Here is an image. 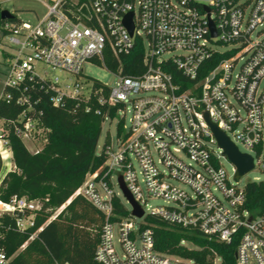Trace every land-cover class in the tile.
<instances>
[{"label":"built area","instance_id":"built-area-1","mask_svg":"<svg viewBox=\"0 0 264 264\" xmlns=\"http://www.w3.org/2000/svg\"><path fill=\"white\" fill-rule=\"evenodd\" d=\"M47 1L41 19L7 22V33H1L5 87L21 91L15 96L7 90L3 98L28 102L16 118L0 116L3 167L16 168L11 135L24 142L39 129L47 130L30 115L34 105L25 95L27 81H42L55 106L66 98H90L92 83L83 65L94 62L118 79L113 86L104 83L108 95L97 100L123 112L122 127L116 146L109 136L98 153L103 165L87 173L51 218L77 195L102 213L93 264H198L157 250L148 217L219 242H235L236 264H264V212L253 214L246 206L247 183L264 179L253 177L240 185L253 170L264 173V0ZM129 14L132 34L125 24ZM137 44L143 50L141 70L125 74L121 59ZM108 55L117 59V68L109 66ZM49 69L65 73L70 82L51 76ZM206 112L241 152L253 157V169L238 181L236 166L230 162V172L221 161L227 156ZM120 177L142 217L132 214ZM156 199L162 202L152 205ZM41 205L14 196L9 202L0 200V211L14 215L17 229L25 231L34 225ZM8 261L0 251V264Z\"/></svg>","mask_w":264,"mask_h":264},{"label":"trees","instance_id":"trees-1","mask_svg":"<svg viewBox=\"0 0 264 264\" xmlns=\"http://www.w3.org/2000/svg\"><path fill=\"white\" fill-rule=\"evenodd\" d=\"M1 10L0 33L6 34L7 22L18 24L21 20L15 15L11 20H3ZM142 55L143 50L137 44L130 55L122 57L123 72L138 73ZM107 60L113 69L119 65L110 55ZM87 79L92 83L90 98H66L59 106L52 104L51 90L46 91L42 81L34 79L26 83L25 95L34 105L30 115L36 116L47 129V142L39 152L33 153L20 138L9 137L16 168L4 176L0 200L9 202L14 196L26 197L39 200L42 205L34 225L25 231L17 229L14 215H0V251L9 259L7 264H93L102 229V213L77 195L57 217L51 218L82 185L87 173L103 165L104 157L96 152L103 123L108 116L112 119L117 114V107L98 103L100 94L108 95L107 86L92 77L87 76ZM7 90L15 96L21 94L6 87L3 92ZM27 105L28 102L17 104L14 99L7 102L1 95L0 116L16 118ZM108 138L107 133L105 141ZM246 206L253 214L264 212V180L247 183ZM117 208L125 213L123 207ZM147 221L154 228L155 247L160 252L193 258L198 264H215L216 259L220 264H236L235 242L227 244L209 239L158 217H148Z\"/></svg>","mask_w":264,"mask_h":264},{"label":"rangeland","instance_id":"rangeland-1","mask_svg":"<svg viewBox=\"0 0 264 264\" xmlns=\"http://www.w3.org/2000/svg\"><path fill=\"white\" fill-rule=\"evenodd\" d=\"M46 3H48L47 0H0V8L2 10L5 9L10 11L20 20L34 23L36 20L41 19L46 14L47 12ZM2 37L3 36L0 33V42L5 41V39H2ZM83 69L85 75L97 79L109 86H113L118 80L117 77L114 74H112L109 70L94 62L87 61L86 63H84ZM49 71L51 76L53 77L57 76L61 81L70 82L69 79L67 78L68 76L65 73H60L59 71H51L50 69ZM39 72H42L41 68H39ZM5 73H6V68L3 63V57L0 54V97L5 87V80H6ZM70 78H72V80L74 79L73 77ZM125 112H126L125 123L128 124L130 118L129 104H127V108ZM122 117H123V112H118L114 118L111 119L107 117L105 119L103 123L102 133L96 149L97 153L101 152L107 133L111 138L112 145L114 147L116 146L117 134L122 127L121 126ZM47 133H48L47 130L39 129V131L35 134L34 139L24 141L28 150H30L33 153L36 152L37 150L40 151L47 142ZM240 149L244 150L243 147L241 146ZM221 161L225 166V168L231 172L232 166L228 158L227 159L222 158ZM9 167L12 168V165H6L5 167H3L2 160L0 158V181H2L4 176L7 174V172H9ZM253 177H260L264 179V173H262L259 169H255L249 174H246L242 178L240 185L243 186L248 180L252 179ZM161 202L162 201L156 199L151 201L150 203L152 205H156ZM1 214L3 213L0 211V215ZM215 264H220V262L217 261Z\"/></svg>","mask_w":264,"mask_h":264},{"label":"water","instance_id":"water-1","mask_svg":"<svg viewBox=\"0 0 264 264\" xmlns=\"http://www.w3.org/2000/svg\"><path fill=\"white\" fill-rule=\"evenodd\" d=\"M131 17L132 14H129L126 17L125 24L127 25L130 33L132 34L134 26L132 24ZM1 18L3 20H11L14 18V14L4 9L1 10ZM211 32L213 36H216V30L212 23H211ZM205 118L213 132V135L217 140L218 145L223 149L224 154L227 156L228 160L236 166L237 172L235 175V179L238 181L242 176H244L246 173H248L250 170L253 169L254 167L253 157L247 153L241 152L238 149V147L231 141L228 135L222 129H220L216 123H214L210 119L209 114L207 112L205 113ZM119 181L121 184V188L124 192V195L133 206L132 214L137 217H142L144 212L140 207V205L134 200L130 191L125 186L122 177L119 178Z\"/></svg>","mask_w":264,"mask_h":264},{"label":"bare ground","instance_id":"bare-ground-1","mask_svg":"<svg viewBox=\"0 0 264 264\" xmlns=\"http://www.w3.org/2000/svg\"><path fill=\"white\" fill-rule=\"evenodd\" d=\"M4 158H6L7 159V157H8V155H7V152L6 151H4Z\"/></svg>","mask_w":264,"mask_h":264}]
</instances>
